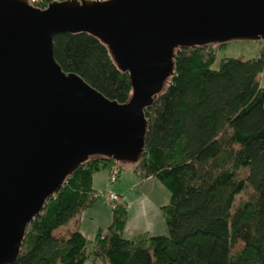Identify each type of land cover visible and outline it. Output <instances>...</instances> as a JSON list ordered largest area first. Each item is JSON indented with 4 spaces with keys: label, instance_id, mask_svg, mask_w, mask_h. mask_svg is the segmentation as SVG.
<instances>
[{
    "label": "trees",
    "instance_id": "trees-1",
    "mask_svg": "<svg viewBox=\"0 0 264 264\" xmlns=\"http://www.w3.org/2000/svg\"><path fill=\"white\" fill-rule=\"evenodd\" d=\"M52 46L63 71L110 99L128 100V73L97 37L63 32ZM174 52L172 74L144 110V152L133 169L168 190L160 206L167 231L123 236L127 208L116 202L92 239L79 228L56 235L95 198V173L120 174V161L95 155L47 198L7 264H83L88 257L107 264H264V46L257 57L223 58L216 69L211 44Z\"/></svg>",
    "mask_w": 264,
    "mask_h": 264
},
{
    "label": "water",
    "instance_id": "water-1",
    "mask_svg": "<svg viewBox=\"0 0 264 264\" xmlns=\"http://www.w3.org/2000/svg\"><path fill=\"white\" fill-rule=\"evenodd\" d=\"M86 32L109 49L131 93L104 96L53 53L58 33ZM264 41V0H64L44 9L0 0V264L26 225L91 156L138 162L144 110L173 72L175 49Z\"/></svg>",
    "mask_w": 264,
    "mask_h": 264
},
{
    "label": "rangeland",
    "instance_id": "rangeland-1",
    "mask_svg": "<svg viewBox=\"0 0 264 264\" xmlns=\"http://www.w3.org/2000/svg\"><path fill=\"white\" fill-rule=\"evenodd\" d=\"M214 49V61L210 65L211 68L216 69L223 58L233 57L238 59H250L257 57L263 46V40H232L223 43L222 45L211 44ZM120 174L115 182L110 183L109 178L113 174H108L106 171H99L94 174L93 188L95 190L102 191L103 195L98 196L95 194V198L89 205L81 209L76 215L75 219L77 228L84 234L87 239H92L96 232L100 228H105L111 219V206L112 205L108 192H118L117 185L129 184L132 181H138L135 187L128 190L123 195L125 204L129 206L130 202L134 198L137 199L138 207L135 213H130L127 224L123 230V236H133L138 233L148 232L149 234L165 233L167 226L160 211V206L166 204L169 200L168 190L156 179L150 178L148 180H142L134 172V163L130 162H118ZM126 186V185H125ZM96 193V192H95ZM245 195L241 194L239 198H244ZM118 202V200H117ZM140 205V206H139ZM136 210V209H135ZM73 224V226L75 225ZM69 225H72L69 223ZM67 227V228H66ZM68 229V225L56 230V235L62 236L68 234L65 231ZM68 231V230H67ZM83 264H107L105 261H96L91 257L84 260Z\"/></svg>",
    "mask_w": 264,
    "mask_h": 264
},
{
    "label": "crops",
    "instance_id": "crops-1",
    "mask_svg": "<svg viewBox=\"0 0 264 264\" xmlns=\"http://www.w3.org/2000/svg\"><path fill=\"white\" fill-rule=\"evenodd\" d=\"M93 178H94V175H93ZM93 178H92V184H93ZM148 179H150L149 177L148 178H144V179H142V180H148ZM117 180V178L115 179V181ZM114 181V182H115ZM138 181H132V182H129V184H125V185H121V184H119V185H117V189H115L117 192H118V196H119V199H118V202H125L123 199V195H125L127 192H128V190H130L131 188H133V187H135V185H136V183H137ZM92 187H93V185H92ZM94 190H95V188H93ZM96 191V190H95ZM115 193V192H114ZM137 202V199L136 198H134L133 200H132V202H130V204H129V206L127 205V204H125L126 205V208H127V219H128V217H129V215H130V213H135L136 211H137V209H140V207L142 206L143 207V204L141 203L139 206L140 207H138V204L136 203ZM126 203V202H125ZM136 209V210H135ZM75 219H77V216H74L72 219H70L63 227H61V228H64L65 226H67L68 225V231L66 230L65 232L67 233V232H69V231H72V230H74V229H77V224H75L74 222H76L75 221ZM71 222H72V225H69V223L71 224ZM73 224H75L74 226H73ZM126 224H127V222H126ZM67 228V227H66ZM60 230V228L58 229V231ZM163 233V232H162ZM162 233H158V234H162ZM134 236V235H133ZM128 237H130V236H128ZM96 261H99V262H101V260H99V259H95V262Z\"/></svg>",
    "mask_w": 264,
    "mask_h": 264
},
{
    "label": "built area",
    "instance_id": "built-area-1",
    "mask_svg": "<svg viewBox=\"0 0 264 264\" xmlns=\"http://www.w3.org/2000/svg\"><path fill=\"white\" fill-rule=\"evenodd\" d=\"M26 1L30 5H32L33 7H36V8H39V9H44L51 2H60V1H64V0H26ZM97 1H102V0H97ZM114 181H115V177L114 176L109 178V182L110 183H112ZM96 194H98V196H102L103 195L102 191H100V190H96ZM108 196H109V199H110L112 205H115V203L119 199V196L116 193L112 192V191L108 192Z\"/></svg>",
    "mask_w": 264,
    "mask_h": 264
}]
</instances>
